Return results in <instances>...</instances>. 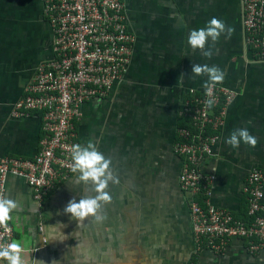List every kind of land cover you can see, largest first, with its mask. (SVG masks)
<instances>
[{
  "label": "crops",
  "instance_id": "1",
  "mask_svg": "<svg viewBox=\"0 0 264 264\" xmlns=\"http://www.w3.org/2000/svg\"><path fill=\"white\" fill-rule=\"evenodd\" d=\"M121 1L134 37L130 64L108 96L82 105L76 124L78 144L95 142L120 181L107 189L112 202L101 209L105 219L96 223L90 216L79 223L63 212L71 199L95 195L91 184H76L77 173L39 205L23 179L8 175L4 197L20 205L7 222L12 243H21L25 264H264V252L248 253L239 239L228 241L220 252L195 250L190 196L179 189L181 159L172 153L180 102L207 80L191 76L192 65H217L226 77L216 85L235 95L224 110L212 155L200 170L213 177L208 203L238 214L248 172L264 173V63L242 52L241 29L234 25L231 38L222 35L210 59L188 44L190 31L206 27L213 17L230 25L221 14L222 0ZM34 7L31 0H0V158H32L41 137L36 116H10L35 65L50 58L51 30L40 20L41 6ZM244 127L257 145L242 142L231 148L226 140ZM0 264L7 261L0 259Z\"/></svg>",
  "mask_w": 264,
  "mask_h": 264
},
{
  "label": "built area",
  "instance_id": "2",
  "mask_svg": "<svg viewBox=\"0 0 264 264\" xmlns=\"http://www.w3.org/2000/svg\"><path fill=\"white\" fill-rule=\"evenodd\" d=\"M42 15L51 30L50 58L34 68L23 96L14 103L11 117L36 116L41 137L30 159L0 158V196L6 176L23 179L36 204L73 173L71 150L78 144L76 124L81 107L102 99L123 79L131 61L133 34L125 23L121 0H41ZM242 52L255 63H264V0H238ZM215 105L206 106L205 88L188 90L178 116L190 127L175 131L173 153L181 159L179 189L188 193V216L195 250L220 252L231 239L246 242L250 254L264 252V173L248 172L242 187L250 221L236 220L207 201L212 176L200 167L212 155L227 104L234 92L213 88ZM206 196L200 206L194 196ZM38 231H41L38 228ZM12 229L0 225V245L12 243ZM44 241V240H43Z\"/></svg>",
  "mask_w": 264,
  "mask_h": 264
},
{
  "label": "clouds",
  "instance_id": "3",
  "mask_svg": "<svg viewBox=\"0 0 264 264\" xmlns=\"http://www.w3.org/2000/svg\"><path fill=\"white\" fill-rule=\"evenodd\" d=\"M233 33V27L226 25L221 19L213 17L206 27L191 30L187 42L193 50L199 49L205 58L210 59L215 51L214 46L221 35L230 39ZM209 40L211 44H209ZM202 75L207 77L203 87L209 98L205 103L208 108H212L216 103L213 88L217 83L223 82L226 73L217 65L193 64L191 76ZM242 142L254 148L258 140L250 134L246 127L235 129L226 140V143L233 149H238ZM71 159L73 162L72 171L77 173L76 184H91L95 195L80 196L79 202L75 198L71 199L63 212L70 214L71 218L79 223L90 216L96 223H103L105 217L100 214L101 209L112 202V197L107 189L110 184L120 183L119 178L111 170L112 161L98 150L96 143L92 140L87 141L84 145H73ZM213 171H215L214 168ZM19 206L18 201L0 196V225L7 224L11 219V213ZM22 252L23 247L19 242L0 245V259L6 260L7 264H25Z\"/></svg>",
  "mask_w": 264,
  "mask_h": 264
},
{
  "label": "flooded vegetation",
  "instance_id": "4",
  "mask_svg": "<svg viewBox=\"0 0 264 264\" xmlns=\"http://www.w3.org/2000/svg\"><path fill=\"white\" fill-rule=\"evenodd\" d=\"M32 3H35V7L34 8H36V5H40L41 6L40 7L41 8V17H40V20L42 22H44L46 25H48L46 23L43 15H42V4H41V0H31V5H32ZM221 4H222L221 14H223L225 16L224 18H226V19H228L230 21V25L229 26L234 25L235 26V30L239 31V28L241 29V27H240V8H239L238 0H222V3ZM125 18H126L125 19V23L127 25V17L125 16ZM222 21L225 22V20H222ZM47 30H48V32H50V29H49L48 26H47ZM50 35H51V33H50ZM50 41H51V38H50ZM49 49H51V45L49 46ZM172 153H173V151H172Z\"/></svg>",
  "mask_w": 264,
  "mask_h": 264
},
{
  "label": "trees",
  "instance_id": "5",
  "mask_svg": "<svg viewBox=\"0 0 264 264\" xmlns=\"http://www.w3.org/2000/svg\"><path fill=\"white\" fill-rule=\"evenodd\" d=\"M180 127H188L189 129L192 130L189 123L186 122L185 120H183L182 118H179L178 120H176V124H175L176 129L180 128ZM175 140H176V136H175L174 141ZM243 198H244V200H243L244 206L241 208V210L239 211L238 214H236V215L234 214V215H232V217L236 220H240V221H243L245 223H248L251 219L247 215L246 202H245V196L244 195H243ZM205 199H206V196L203 195V193H199V194L194 196V200H196L200 206L203 205V202L205 201ZM243 245L246 246L245 241L243 242ZM190 261L193 262V256L191 257Z\"/></svg>",
  "mask_w": 264,
  "mask_h": 264
},
{
  "label": "rangeland",
  "instance_id": "6",
  "mask_svg": "<svg viewBox=\"0 0 264 264\" xmlns=\"http://www.w3.org/2000/svg\"><path fill=\"white\" fill-rule=\"evenodd\" d=\"M220 38H221V40L223 41L222 35H221ZM217 43H218V42H217ZM217 43L215 44V46H218ZM218 44H219V43H218ZM221 44H222V42H221Z\"/></svg>",
  "mask_w": 264,
  "mask_h": 264
}]
</instances>
